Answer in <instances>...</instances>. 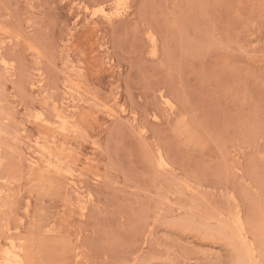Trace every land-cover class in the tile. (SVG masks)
<instances>
[{
	"label": "rangeland",
	"instance_id": "374dc122",
	"mask_svg": "<svg viewBox=\"0 0 264 264\" xmlns=\"http://www.w3.org/2000/svg\"><path fill=\"white\" fill-rule=\"evenodd\" d=\"M263 235L264 0H0V264H264Z\"/></svg>",
	"mask_w": 264,
	"mask_h": 264
},
{
	"label": "bare ground",
	"instance_id": "6f19581e",
	"mask_svg": "<svg viewBox=\"0 0 264 264\" xmlns=\"http://www.w3.org/2000/svg\"><path fill=\"white\" fill-rule=\"evenodd\" d=\"M106 14V12H105ZM108 18H111V15H108ZM205 215V214H204ZM221 217V216H220ZM238 218V217H237ZM236 218V220H237ZM240 218V217H239ZM238 221L242 220L241 218ZM233 219V218H232ZM234 218V221H236ZM236 221V222H238ZM235 222V223H236ZM190 223V222H189ZM234 223V222H233ZM239 223V222H238ZM244 223V222H243ZM242 224V223H240ZM190 225V224H189ZM244 225V224H243ZM237 226V224H236ZM226 228V227H224ZM242 228V227H241ZM244 230V229H243ZM245 231V230H244ZM234 234V233H233ZM241 234V233H240ZM247 236V234H246ZM264 236V235H263ZM203 237V236H202ZM236 237V236H235ZM243 237V236H242ZM256 237V236H255ZM243 239V238H242ZM246 239V238H245ZM236 240V239H235ZM244 240V239H243ZM248 240V238H247ZM11 241V240H9ZM243 242V241H242ZM236 243H238V241H236ZM247 243V242H246ZM245 246V245H244ZM252 246V245H251ZM235 248V246H234ZM248 248V247H247ZM251 249V247H250ZM244 251V250H243ZM252 251V249H251ZM256 252V251H255ZM24 253H25V247L18 241L13 240L11 241V247L9 249H7L2 255V260L1 263L3 264H27V262L25 261L24 258ZM254 253V252H252ZM255 254V253H254ZM247 255V254H246ZM264 255V254H263ZM250 257H253V255H251ZM249 258V257H248ZM259 259V258H258ZM256 261V260H255ZM237 263V262H236ZM248 263V261L246 262V264ZM249 264V263H248Z\"/></svg>",
	"mask_w": 264,
	"mask_h": 264
}]
</instances>
